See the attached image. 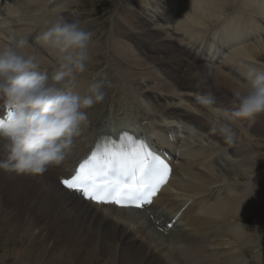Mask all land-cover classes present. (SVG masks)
Wrapping results in <instances>:
<instances>
[{"label": "bare ground", "instance_id": "obj_1", "mask_svg": "<svg viewBox=\"0 0 264 264\" xmlns=\"http://www.w3.org/2000/svg\"><path fill=\"white\" fill-rule=\"evenodd\" d=\"M150 1L152 5L157 2ZM185 2V9L179 10V0L169 1L176 13L154 5L168 19H163L166 22L181 13L177 28L166 22L164 28H154L135 11L131 14V10H122L111 44L110 67L106 68L105 78L95 77L96 82L91 81L88 71L98 70L97 62L104 59L102 52L107 46L104 29L100 36L93 34L92 39L98 37L99 43L94 47L95 53L89 44L88 63L99 61L77 75L73 90L88 95L95 84H101L107 95L102 103L86 110L88 122L74 137L70 153L42 175L17 176L0 171V230L7 233V238L20 235L38 247L35 263L41 262V256L49 250L55 252L52 259L58 263L77 260L80 264H244L240 256L243 251L231 248L234 244L242 248L247 235L257 229L251 228L255 218H243V213L258 211L264 220V185L257 189H228L227 185L254 176L262 166L257 157L249 156L252 148L245 145L241 132L251 143L252 136L263 131L264 122L258 117L254 122H235L234 142L243 144L228 148L223 137L209 131V120L231 110L236 91H246L244 72L252 67L264 70V0ZM232 4L235 11L226 15ZM73 6L70 0H6L0 16V43L9 34L26 38V51L41 61V71L53 75L57 70L54 58L36 44L35 38L59 16L79 20L81 27L89 30L87 23H81L82 16L70 11ZM213 31L214 40L231 44L224 52L228 56L219 57L223 61H218L216 69L192 52ZM178 39L192 48L180 47ZM214 40L209 38L206 44ZM126 42L130 45L122 47ZM204 49L208 50L206 46ZM185 69L188 74L183 80ZM194 71H200L206 83L197 86L191 75ZM196 94H211L215 104L209 109L194 105ZM176 98L177 104L173 102ZM3 115L0 112V117ZM181 122L194 126L199 134L191 139L181 135ZM139 123L142 132L166 139L162 147L168 148L174 159L171 181L150 209L161 202V207H171L166 213L149 215L147 211L99 206L84 201L59 183L71 175L72 166L90 152L101 134L135 132ZM255 146L263 149L257 143ZM185 207L187 210L174 228L168 230L166 221H172ZM234 223L239 225L232 226ZM182 224L187 231L180 229ZM170 244L177 246L174 251L169 250ZM31 245L24 251L29 261L34 260Z\"/></svg>", "mask_w": 264, "mask_h": 264}, {"label": "clouds", "instance_id": "obj_2", "mask_svg": "<svg viewBox=\"0 0 264 264\" xmlns=\"http://www.w3.org/2000/svg\"><path fill=\"white\" fill-rule=\"evenodd\" d=\"M92 36L79 20L69 21L63 16L42 30L35 40L54 58L57 70L51 76L41 71L36 55L26 51V38L9 34L0 43V112L11 114L0 121V171L17 176L42 175L70 153L74 137L88 122L86 110L102 103L107 95L101 84H95L88 95L73 90L77 75L86 70L90 60ZM191 75L197 86L206 83L200 71ZM243 75L248 82L246 91H236L231 110L209 120V131L229 145L236 138L235 122H254L264 115V70L252 67ZM193 104L212 108L215 100L211 94H196ZM178 128L188 139L199 134L186 122ZM176 247L170 244L169 250Z\"/></svg>", "mask_w": 264, "mask_h": 264}, {"label": "rangeland", "instance_id": "obj_3", "mask_svg": "<svg viewBox=\"0 0 264 264\" xmlns=\"http://www.w3.org/2000/svg\"><path fill=\"white\" fill-rule=\"evenodd\" d=\"M70 1H72V4H74V6L71 7L70 11L73 14H76L78 16L79 15L82 16L81 23L82 22L87 23V25L90 26L89 31H92V32L94 31L93 34L94 35L96 34L97 36H100V34L102 35L104 31L106 32L107 49L105 50V53L102 52V54H103L102 58H104V59H101L100 62H97L99 60L95 59L93 62L94 63L97 62V64H99L97 67L98 70L95 71V70H93L94 69L93 68V69H90L88 71V73L90 74L89 77H90V79H92L91 81L94 82L97 80L98 77L105 78L106 68H108V66L110 67L109 61H110V57L112 56L111 44H112V41L115 37L116 22H117V20L122 19L120 17L121 11L128 9L129 11L131 10V14H132V11H135L136 13L139 14L140 17H142V19L147 21L151 26H153L154 28L158 27L159 29H161V27L164 28V23L166 22L163 19H167V18L162 17L160 15V11L157 8H155L154 5L156 4L159 8H161V7L166 8L167 7V9H168V6L170 4L169 1L171 2L172 0H164V3L158 2V0H156L158 3L154 1L155 2L154 5H152L150 3L151 2L150 0H147V1L146 0H70ZM185 3H186L185 0L184 1L179 0L178 9L179 10L185 9V5H186ZM233 11H235V5L232 4V5H230L229 10H227L225 13H226V15H230ZM153 12L156 14L152 15ZM180 15H181V13H180ZM180 15H178L177 19L173 18V20L166 22V23H168V25H170V27H172V28H177V23L179 21ZM101 29L102 30L104 29V31L102 32ZM130 29L134 32L139 33L137 30H133L132 28H130ZM93 39H94V37H93ZM92 40L90 42V47H92L91 50L93 49L92 52L95 53L96 49L94 47H97V44L99 43V42H97L98 37H96L94 39L96 41L93 42ZM213 40H214V38H213ZM214 41H215L214 43L219 45V43H217V38ZM126 44L128 45L129 42L123 43L121 45H122V47L123 46L126 47ZM179 45H181V47H183L184 43H181V44L179 43ZM190 47H191V45L189 46V48ZM227 54L228 53H226V55H225V53H223V56L225 55L224 57H226V56H228ZM94 63H88L87 68H89ZM206 65H211L214 69H216L218 67V65H215L212 63H206ZM184 72H185V74H184ZM184 72H183L184 78H182L183 80L185 79V77L188 74V69H185ZM179 74L180 73H178V75ZM96 76H97V78H95ZM177 103L178 102L176 101L175 104H177ZM183 106H185V105H182V108H183ZM206 109H209V108H206ZM188 110L189 109H184V112L188 113L189 112ZM258 119L261 120V122H264V115L259 116ZM140 124L141 123H139L138 126H140ZM241 133H242L241 134L242 138H244V140H245V145H248V146H250V148H252V152H251V154H249V156L257 157L262 162V166L255 170L254 176L249 175L248 178H244L241 181H239V180L236 181L237 184H235V185L234 184L227 185V188L232 189V187L238 186V187H241V189H243L245 187L247 188V186L248 187L253 186L252 188L257 189L261 185H264V129L257 136H256V134L255 135L252 134L253 136L251 139L253 140V142L251 141V143H254V145L251 144L249 141L247 142V139H245V138H247L245 133H243V132H241ZM244 135H245V137H244ZM255 143L259 144V146L263 147V149L258 148L259 149L258 150L255 146ZM242 144L243 143L236 141L233 144H231L230 147H228V148H240L239 146H241ZM191 149H193V148H191ZM261 174L263 177L261 176ZM259 176H261V177H259ZM258 178H261V179H258ZM225 187H226V185H225ZM156 207H159V205H157ZM167 209H169V208H167ZM167 209H166V207H164L163 210L166 211ZM257 213H259V212L254 211V212H251L249 214L243 213V215H242L243 218L247 217V216L255 218V225L254 226L251 225V228L256 227L257 229L255 228L256 230L252 231L254 233H252L251 235H250V233H249V235H247L246 242L242 246V248H240L241 246L239 247V245H236V244H234V246H232V248H231V249H235L233 251H236V250H240V252L243 251V253H241L242 255L240 254V256H241V263H244V264H264V220ZM237 223L232 224V226L239 225ZM246 227L250 228V226L248 224L246 225ZM180 229L187 231V227H184L183 224H182ZM1 231L2 230H0V262H1V264L2 263L3 264H31V263L32 264H70L71 263L69 260L68 261L66 260V262H63V263H61V262L58 263L57 260L52 259L53 254L55 252L51 251V253H50L49 250L44 252L43 255L41 256V258H40V260L42 259L41 262L35 263L36 260L39 258L38 257L39 256L38 247L31 245V242H29V241L23 240L22 237H20V235H16L12 238H7L6 237L7 233L1 232ZM30 245L32 246L31 248L33 249V253H32V255L34 256L33 261H29L28 258L26 259V253L24 252L27 249L25 247H29ZM36 245H38V244H36ZM9 250H11V251H9ZM19 251H21V252H19ZM5 253H6V255H5ZM5 256H7V258ZM74 263L80 264V261L76 260V262H74ZM74 263H71V264H74Z\"/></svg>", "mask_w": 264, "mask_h": 264}, {"label": "snow or ice", "instance_id": "obj_4", "mask_svg": "<svg viewBox=\"0 0 264 264\" xmlns=\"http://www.w3.org/2000/svg\"><path fill=\"white\" fill-rule=\"evenodd\" d=\"M168 171L167 164L145 142L124 134L119 142L107 138L97 145L79 170L61 183L98 204L141 207L152 202Z\"/></svg>", "mask_w": 264, "mask_h": 264}]
</instances>
